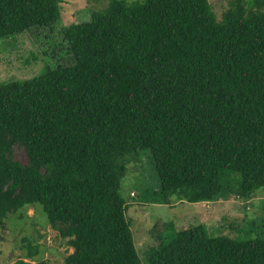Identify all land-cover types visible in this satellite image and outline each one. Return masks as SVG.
Here are the masks:
<instances>
[{"label": "trees", "instance_id": "16d2710c", "mask_svg": "<svg viewBox=\"0 0 264 264\" xmlns=\"http://www.w3.org/2000/svg\"><path fill=\"white\" fill-rule=\"evenodd\" d=\"M59 15V0H0V39ZM61 34L71 63L0 82V224L39 203L72 248L59 264H142L118 192L125 155L149 151L152 202L264 186V0H229L219 19L208 0H108ZM171 231L146 264H264V237Z\"/></svg>", "mask_w": 264, "mask_h": 264}, {"label": "rangeland", "instance_id": "374dc122", "mask_svg": "<svg viewBox=\"0 0 264 264\" xmlns=\"http://www.w3.org/2000/svg\"><path fill=\"white\" fill-rule=\"evenodd\" d=\"M108 0H59V19L46 28H33L0 39V82L39 74L56 64L66 65L72 58L65 50L61 27L87 20L90 11L103 8ZM126 3L142 0H123ZM229 0H208L216 19ZM13 157L24 162L23 151L13 147ZM222 173V185L229 186ZM236 178L238 176L236 175ZM158 180L147 149L125 155V172L118 192L125 201V219L129 225L136 254L146 264V252L159 240L166 241L171 230L201 225L208 237L233 239L264 237V186L256 188L250 198L230 196L209 202H186L170 197L168 204L152 202ZM171 222L172 226L166 227ZM29 250L36 254L27 257ZM72 251L67 237H61L46 219L39 203L26 204L8 214L0 224V264L17 260H44L59 264Z\"/></svg>", "mask_w": 264, "mask_h": 264}]
</instances>
